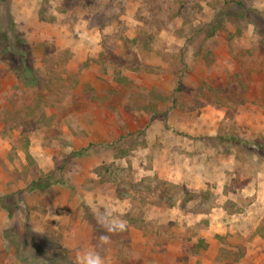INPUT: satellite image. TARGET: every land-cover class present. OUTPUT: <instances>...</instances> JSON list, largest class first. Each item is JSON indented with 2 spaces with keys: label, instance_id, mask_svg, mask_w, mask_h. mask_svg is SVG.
Here are the masks:
<instances>
[{
  "label": "rangeland",
  "instance_id": "1",
  "mask_svg": "<svg viewBox=\"0 0 264 264\" xmlns=\"http://www.w3.org/2000/svg\"><path fill=\"white\" fill-rule=\"evenodd\" d=\"M3 5L16 37L0 52V264L208 261L202 226L140 234L100 204L134 183L132 152L152 123L177 132L208 105L230 117L222 132L261 123L264 0ZM232 235L215 264H264V215L249 238Z\"/></svg>",
  "mask_w": 264,
  "mask_h": 264
},
{
  "label": "crops",
  "instance_id": "2",
  "mask_svg": "<svg viewBox=\"0 0 264 264\" xmlns=\"http://www.w3.org/2000/svg\"><path fill=\"white\" fill-rule=\"evenodd\" d=\"M229 119L225 111L208 105L194 123L182 122L177 132L161 131L160 123H152L132 152L133 185L119 188L123 197L111 185L112 201L102 202V210L118 213L120 219L113 222L145 235L157 231L149 223L170 237L200 225L196 238L210 256L202 264H215L218 252L228 246L222 240L232 234L249 238L264 215V161L258 164L250 150L263 145L257 142L264 141V116L258 114L261 123L254 127L250 123L252 133L220 131ZM250 165L259 167L250 170ZM171 249L180 252L177 246Z\"/></svg>",
  "mask_w": 264,
  "mask_h": 264
},
{
  "label": "trees",
  "instance_id": "3",
  "mask_svg": "<svg viewBox=\"0 0 264 264\" xmlns=\"http://www.w3.org/2000/svg\"><path fill=\"white\" fill-rule=\"evenodd\" d=\"M1 1V0H0ZM9 1V0H8ZM2 5V4H1ZM0 7H3V13L5 14L4 16H3V18H1L2 19V23H1V25H0V52L2 53V54H4V55H6L8 52H6V50H5V42H6V40L8 39L7 38V36H10L11 37V39L12 38H14V37H16V34H15V32H14V27H13V24H12V20L10 19V17H9V10H8V8L9 7H5L4 5L3 6H0ZM40 18L41 19H43V16L41 15V11H40ZM6 47H7V43H6ZM20 69H22V68H20ZM19 69V70H20ZM18 70V71H19ZM22 71H24V78L25 79H27V78H29L30 77V74H31V72H30V70H28V69H26V68H24V70L22 69ZM141 143V142H140ZM139 143V144H140ZM250 150H251V148H250ZM258 150L259 151H261V152H264V148H263V146L261 147V146H259L258 147ZM254 151V150H253ZM118 185H119V183H118ZM131 186L133 185L132 183L130 184ZM143 187V186H142ZM144 189H145V187H143ZM139 193H143V191L142 190H140V192ZM120 193H118V195H119ZM143 195V194H142Z\"/></svg>",
  "mask_w": 264,
  "mask_h": 264
},
{
  "label": "clouds",
  "instance_id": "4",
  "mask_svg": "<svg viewBox=\"0 0 264 264\" xmlns=\"http://www.w3.org/2000/svg\"><path fill=\"white\" fill-rule=\"evenodd\" d=\"M90 264H99L98 258H97L96 261H92V262H90Z\"/></svg>",
  "mask_w": 264,
  "mask_h": 264
}]
</instances>
